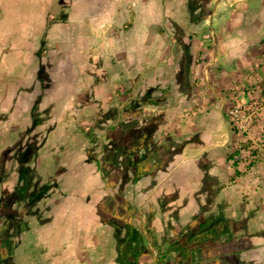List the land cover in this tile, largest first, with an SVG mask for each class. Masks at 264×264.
Listing matches in <instances>:
<instances>
[{"label": "rangeland", "instance_id": "obj_1", "mask_svg": "<svg viewBox=\"0 0 264 264\" xmlns=\"http://www.w3.org/2000/svg\"><path fill=\"white\" fill-rule=\"evenodd\" d=\"M218 1L0 0V45L44 60L29 84L0 60V264H158L150 224L176 207L183 163L202 156L209 184L231 185L254 160L264 56L226 40L238 28L214 19ZM57 81L74 105L42 112Z\"/></svg>", "mask_w": 264, "mask_h": 264}, {"label": "crops", "instance_id": "obj_2", "mask_svg": "<svg viewBox=\"0 0 264 264\" xmlns=\"http://www.w3.org/2000/svg\"><path fill=\"white\" fill-rule=\"evenodd\" d=\"M236 7L242 9L239 14L235 12ZM236 7L230 0H219L214 19L221 25L238 28L235 34L228 35L230 37L227 41L240 45L247 41L253 42L260 49L259 56H264V47L258 45L260 41L264 42V0H240ZM223 10L229 14L219 19ZM64 35L56 24L50 27L47 37L52 42H58ZM2 59L5 62L16 59L7 65V69L14 74L28 72V84L37 81V74L44 67V60L40 55L20 57L0 45V60ZM242 61L241 58L240 62ZM226 69L229 71L228 68L223 70ZM256 70L251 72L248 80L250 86L256 84L257 87L264 88V63H256ZM38 82L41 84H37V88L45 83L41 78ZM77 91L73 82L57 81L54 82V91L47 101L39 99L36 103L40 105L42 112L51 106H57L62 113H66L64 111L73 107ZM38 94L39 90L36 96ZM260 123L263 133L259 135L261 143L257 144L253 152L254 160L239 163L237 175L231 185H225L224 175L209 184L208 161L202 156L183 163L185 170L189 172L186 173V185H179L176 189V207L170 208V212H160V220L154 218L150 224L152 232L158 234V242L153 243L157 247L161 245L160 249L163 251L162 262L158 260V264L163 263V259L170 253L177 254L179 264H264V112L260 114ZM125 137L123 146L127 150H133L134 146L128 144L127 136ZM249 152L243 151L246 154ZM156 260L155 257L154 263Z\"/></svg>", "mask_w": 264, "mask_h": 264}, {"label": "built area", "instance_id": "obj_3", "mask_svg": "<svg viewBox=\"0 0 264 264\" xmlns=\"http://www.w3.org/2000/svg\"><path fill=\"white\" fill-rule=\"evenodd\" d=\"M252 148H254V146H252Z\"/></svg>", "mask_w": 264, "mask_h": 264}]
</instances>
